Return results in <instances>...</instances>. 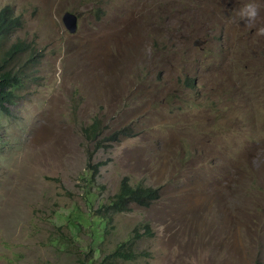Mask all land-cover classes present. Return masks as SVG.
<instances>
[{
	"label": "rangeland",
	"instance_id": "rangeland-1",
	"mask_svg": "<svg viewBox=\"0 0 264 264\" xmlns=\"http://www.w3.org/2000/svg\"><path fill=\"white\" fill-rule=\"evenodd\" d=\"M247 2L0 0L40 54L0 111V264H81L130 240L135 259L115 264H264V2L252 25ZM94 119L104 140L123 134L96 150ZM125 177L159 199L116 216L94 251L70 222Z\"/></svg>",
	"mask_w": 264,
	"mask_h": 264
},
{
	"label": "trees",
	"instance_id": "trees-1",
	"mask_svg": "<svg viewBox=\"0 0 264 264\" xmlns=\"http://www.w3.org/2000/svg\"><path fill=\"white\" fill-rule=\"evenodd\" d=\"M25 26L23 17L17 15L11 7L0 8V111L3 114H10V107L22 99L23 94L30 86L40 62V54L37 46L26 40H15L16 34ZM83 134L87 141L95 144L96 150L110 147L108 142H116L123 132H115L111 137L104 140L101 122L94 119L89 125L83 127ZM105 163H99L98 167ZM98 167H95L96 171ZM92 192L89 191L86 201H91ZM159 199V190L154 187L133 185L128 177L122 179L118 191L103 202L90 206L89 211H82L76 220L70 225L77 232L84 231L87 227L92 238V245L95 248L100 239L110 235L114 228L115 217L120 214L129 213L133 206L149 208ZM104 229V234H101ZM148 235H151L149 225H144ZM137 232V230H136ZM78 234H72L73 241ZM136 237H142L137 233ZM132 240L120 243L113 252L95 260L94 258L80 259L81 264H115L119 260H133L136 255L132 249ZM93 246L91 250H93ZM93 252V251H92Z\"/></svg>",
	"mask_w": 264,
	"mask_h": 264
},
{
	"label": "clouds",
	"instance_id": "clouds-1",
	"mask_svg": "<svg viewBox=\"0 0 264 264\" xmlns=\"http://www.w3.org/2000/svg\"><path fill=\"white\" fill-rule=\"evenodd\" d=\"M261 2H264V0H261ZM238 15L245 24L252 25L258 17V6L255 0H248V2L239 10ZM256 31L257 34L264 35V25L259 26Z\"/></svg>",
	"mask_w": 264,
	"mask_h": 264
},
{
	"label": "water",
	"instance_id": "water-1",
	"mask_svg": "<svg viewBox=\"0 0 264 264\" xmlns=\"http://www.w3.org/2000/svg\"><path fill=\"white\" fill-rule=\"evenodd\" d=\"M64 24L66 28L71 32L74 33L77 29V18L70 13H67L63 18Z\"/></svg>",
	"mask_w": 264,
	"mask_h": 264
}]
</instances>
